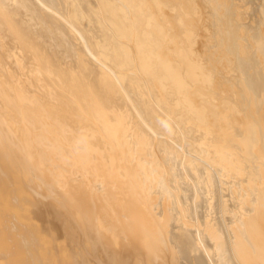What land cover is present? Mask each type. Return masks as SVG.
Returning <instances> with one entry per match:
<instances>
[{
  "label": "bare ground",
  "instance_id": "obj_1",
  "mask_svg": "<svg viewBox=\"0 0 264 264\" xmlns=\"http://www.w3.org/2000/svg\"><path fill=\"white\" fill-rule=\"evenodd\" d=\"M29 1L0 0L37 74L1 104L0 51V264H264V24L219 67L183 56L203 0Z\"/></svg>",
  "mask_w": 264,
  "mask_h": 264
},
{
  "label": "rangeland",
  "instance_id": "obj_2",
  "mask_svg": "<svg viewBox=\"0 0 264 264\" xmlns=\"http://www.w3.org/2000/svg\"><path fill=\"white\" fill-rule=\"evenodd\" d=\"M34 1L38 3V1L40 0L38 1L34 0ZM33 2L31 1L30 3L29 1L30 4H35ZM42 4L44 3H41L40 1L39 4H35V5L39 6ZM258 5H260L258 0H203L204 9L202 11V14H203L202 19H204V16H205V20H203V22L205 23L204 29L206 30L205 32L206 35L203 33L201 35L203 39L200 36L201 40H197L198 42L194 44V42L192 41L193 34L190 33L192 35V36L190 35V40L192 42L191 44L187 45V47L184 48L183 50V56H185V60L192 61L194 60L193 55L198 54L203 65H207L209 63V59L211 56V58L213 57V60H215V63L218 64L219 67L220 66L222 67L223 64H229V65L232 64L233 67H235L236 66L235 61L237 59L242 60L243 58H245L243 54L239 53L241 45H246V44L251 45V41H252L251 38L258 37L260 35L259 34L260 27L262 28L264 24V6L259 7ZM240 13H245L247 17L245 19H243L244 17H241L243 19L241 20L240 17H238L240 16L239 15ZM252 16H258L259 24H257V26L253 22L251 23L249 21V19ZM242 24L246 25L245 30L242 29ZM45 31H47V29ZM48 32H49V35L53 34V33L50 34V31ZM47 33L45 35H47ZM53 35L55 36V38H58L55 34ZM53 35H51V38L54 37ZM47 36L43 37V40L45 41V43H48V45L51 44L50 42L52 41L54 42V45L52 42L51 44L52 46L50 47L54 46L53 48H55V52L56 54H58V56L61 55L62 51L63 52L64 50L66 51V46H64L63 48L61 47V43L64 41H60V39L58 38L59 40L57 42L60 41V43H58L60 46L55 45L57 44V42L55 43V40H54L55 38H53V40L50 38L51 41H48L49 40L48 38L50 36L48 38ZM65 40L67 41L68 45L71 47L72 45H71L70 38L66 37ZM62 45H65V44L62 43ZM206 45H210L212 47L210 55L208 54L206 50ZM0 51L3 54V58L11 66L8 71L9 82H7L4 86L6 90H5V96L1 98V104L6 105V103L10 102V100L12 99V95H13L12 88L16 84L19 85L18 91H19L20 98L23 101L29 102V94L26 91L25 83H31V79L37 76L35 68L31 64H29V61L26 58H24V56L20 57L18 60L14 59L12 55V39L4 40ZM250 55H252L251 57H253L252 58L253 60H251L253 64L257 57H255L253 54H250ZM236 70L237 69L235 68L234 71L228 72L229 75L228 73L227 74L225 73V75L227 76L225 75L224 76L225 78L227 77L226 79H230V81H228L229 83L233 84V87L231 89L233 90L234 97L237 100L238 105L243 106L242 97L244 98L245 93L244 91L242 92L240 90L239 86H237L238 81L236 79L234 80L233 78V76L238 75ZM247 70L252 71V69L250 68ZM221 75H222L221 71H218V78H220ZM242 75L245 76L243 73ZM234 137L237 143L243 147L244 140H243L242 134L237 133ZM47 167L49 168L50 166L47 165ZM246 167L249 170H253L254 168L252 165H249V164ZM50 169L52 170L48 169L49 171H47V173L51 171V174L53 172L55 173V174L53 173L54 176L57 175V173L60 175V182L59 183L57 182V185H78V176L76 173H72L70 171L65 172V171L58 169L57 167H51ZM254 173L256 176L257 171L255 170ZM55 181L56 179L54 180V182ZM217 183L218 184H216V186L221 185L218 181ZM220 191L221 189L219 188L218 192Z\"/></svg>",
  "mask_w": 264,
  "mask_h": 264
}]
</instances>
